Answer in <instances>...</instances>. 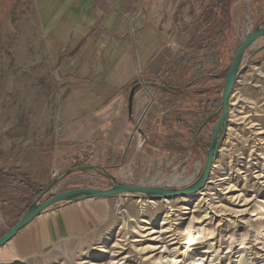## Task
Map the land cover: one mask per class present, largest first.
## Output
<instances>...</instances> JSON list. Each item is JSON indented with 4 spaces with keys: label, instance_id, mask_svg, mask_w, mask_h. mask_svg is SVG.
Returning <instances> with one entry per match:
<instances>
[{
    "label": "rangeland",
    "instance_id": "rangeland-1",
    "mask_svg": "<svg viewBox=\"0 0 264 264\" xmlns=\"http://www.w3.org/2000/svg\"><path fill=\"white\" fill-rule=\"evenodd\" d=\"M247 2L241 1L237 8L244 9ZM26 3L28 0H0V119L19 120L21 129L33 126V106L55 84L50 80V66L36 61L40 52L34 39L35 17ZM224 21L223 16L216 17L217 30ZM235 29L234 23L231 51L238 42ZM190 73L183 72L176 84L182 85ZM146 81L136 80L139 88L149 87L143 84ZM222 88L223 79H210L194 84L196 92L191 94L160 91L162 108H155L153 122L150 96L144 97L122 128L107 129V144L101 139L103 147H112L113 153L107 148L100 161L92 163L97 153L94 158L76 161L96 167L64 175L44 197L76 183L107 188L112 181L105 172L132 184H191L202 169L215 124L211 122L195 136L201 121L197 101L220 98ZM202 89L207 92L200 95ZM229 101L227 128L202 189L158 200L115 195L110 219L100 229L62 240L42 256L0 260V264H264V104L260 105L257 79L232 90ZM50 121L45 140L51 142L54 127ZM97 131L98 136L104 134L103 129ZM167 134L184 141L188 150L172 153L160 148ZM56 164L58 170L53 168L49 174L51 181L65 170ZM27 197L26 203L31 201V195ZM188 239L198 243L188 245Z\"/></svg>",
    "mask_w": 264,
    "mask_h": 264
},
{
    "label": "crops",
    "instance_id": "crops-1",
    "mask_svg": "<svg viewBox=\"0 0 264 264\" xmlns=\"http://www.w3.org/2000/svg\"><path fill=\"white\" fill-rule=\"evenodd\" d=\"M209 1L28 0L25 7L28 4L34 12V39L40 52L36 61L50 66L55 84L33 106L32 127L21 129L19 120L0 119V236L19 219L35 193L51 182V169L58 170L56 161L63 171L81 161L84 152H93L91 158L97 153L92 163L100 161L107 148L112 154V147H103L109 140L107 129L122 128L144 97L150 96V121H154L155 108H162L155 73L201 34L200 19ZM241 1L245 0H234L231 6L238 40L232 55L249 30L264 19V0H246L244 9L237 8ZM247 60L233 91L257 79L263 105L264 36L248 48L243 64ZM185 71L191 66H182L177 77ZM139 79L150 80V86L139 88L134 83ZM50 120L51 142L45 140ZM97 129H103L104 136H98ZM83 186L90 185L76 183L67 189ZM28 194L31 201L26 203ZM112 198L54 204L0 247V260L39 257L62 240L100 229L110 219Z\"/></svg>",
    "mask_w": 264,
    "mask_h": 264
},
{
    "label": "water",
    "instance_id": "water-1",
    "mask_svg": "<svg viewBox=\"0 0 264 264\" xmlns=\"http://www.w3.org/2000/svg\"><path fill=\"white\" fill-rule=\"evenodd\" d=\"M263 36L264 19L255 27L249 30L247 35L242 39V41L234 50L229 66L223 78L221 101L218 106L219 114L213 127L210 142L208 144V147L206 148L205 161L197 179H195L191 184L182 187H163L159 185L132 184L118 181L112 175L105 172L106 177H108L112 181V184L107 188L92 186L75 187L59 192H54L51 194V196L44 197V195L54 185H56L64 175H67L73 170H93L96 166L85 165L75 168H68L67 170L62 172V174L54 178L42 191H40L35 199L26 207L19 219L0 236V247L7 243L20 229L25 227L31 220L40 215L44 210L59 202H74L87 198L108 197L121 194H135L141 195L150 200H158L193 194L202 189L208 181L213 161L218 153L220 142L223 139L224 133L227 128L230 95L238 80L239 73L249 63V60H247L245 64H243L244 55L248 48ZM135 91L136 86H133L129 98L130 107L134 98ZM209 118L210 117L206 118L203 123H205Z\"/></svg>",
    "mask_w": 264,
    "mask_h": 264
},
{
    "label": "trees",
    "instance_id": "trees-1",
    "mask_svg": "<svg viewBox=\"0 0 264 264\" xmlns=\"http://www.w3.org/2000/svg\"><path fill=\"white\" fill-rule=\"evenodd\" d=\"M234 0H211L206 6L201 16L200 28L201 34L190 39L188 44L180 49L174 57L159 72L155 73V80L159 81L161 91L163 93H172L183 95V93H195L194 84L210 79H223L229 63L225 64V60H231V46L234 42V35L231 31L232 17L231 4ZM223 16L225 21L217 30L214 28L216 15ZM191 66V73L188 79L181 85L176 84L177 71ZM135 84L140 85L138 82ZM143 84L150 85V81ZM200 95L205 94L207 90L199 91ZM198 92V93H199ZM221 97L217 99H201L198 100V111L201 121H204L212 109L219 106ZM177 120V119H176ZM178 121V120H177ZM180 121V119H179ZM195 136L198 134V126L194 130ZM195 145H198L195 141ZM160 148L168 150L172 153H185L188 146L184 145L175 136L165 135L164 142H161ZM83 160H87L88 155L84 152ZM88 165L85 162L74 163L70 168ZM42 189L35 194L38 195Z\"/></svg>",
    "mask_w": 264,
    "mask_h": 264
},
{
    "label": "flooded vegetation",
    "instance_id": "flooded-vegetation-1",
    "mask_svg": "<svg viewBox=\"0 0 264 264\" xmlns=\"http://www.w3.org/2000/svg\"><path fill=\"white\" fill-rule=\"evenodd\" d=\"M218 114H219V111H218V106H217L216 108L212 109L211 113H209V115L207 116V118L208 117H210V118L205 123H203V121H200V124L198 125V134H200L201 132H203V130L206 128V126L209 125L211 122H216L217 117H218ZM222 140H221V142H222ZM196 142L198 143V145H201V142L200 141H196ZM221 142H220V144H221ZM219 147H220V145H219Z\"/></svg>",
    "mask_w": 264,
    "mask_h": 264
},
{
    "label": "bare ground",
    "instance_id": "bare-ground-1",
    "mask_svg": "<svg viewBox=\"0 0 264 264\" xmlns=\"http://www.w3.org/2000/svg\"><path fill=\"white\" fill-rule=\"evenodd\" d=\"M202 241H203V240H202ZM186 243H188V245H192V244L194 245L195 243H198V242H197V241H194V240L192 241L191 239H188ZM188 245H187V248H188ZM188 249H189V248H188ZM188 249H187V250H188ZM187 250H186V251H187ZM184 255H185V254H184ZM178 261H181V260H178ZM173 262H175V261H173ZM176 263H177V261H176ZM178 263H179V262H178Z\"/></svg>",
    "mask_w": 264,
    "mask_h": 264
}]
</instances>
